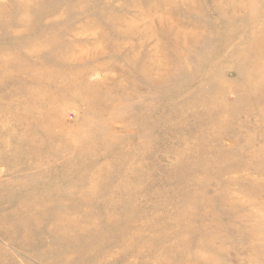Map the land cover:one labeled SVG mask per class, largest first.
<instances>
[{"label":"rangeland","instance_id":"374dc122","mask_svg":"<svg viewBox=\"0 0 264 264\" xmlns=\"http://www.w3.org/2000/svg\"><path fill=\"white\" fill-rule=\"evenodd\" d=\"M0 264H264V0H0Z\"/></svg>","mask_w":264,"mask_h":264}]
</instances>
